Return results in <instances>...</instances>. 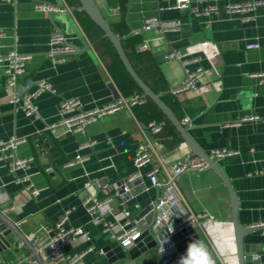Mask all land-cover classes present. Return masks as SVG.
I'll use <instances>...</instances> for the list:
<instances>
[{
	"label": "crops",
	"instance_id": "0c3cea01",
	"mask_svg": "<svg viewBox=\"0 0 264 264\" xmlns=\"http://www.w3.org/2000/svg\"><path fill=\"white\" fill-rule=\"evenodd\" d=\"M96 1L111 28L118 26L126 32L124 36L117 34L123 41L129 37L139 39L126 51L132 65L157 94L173 103L166 104L182 123L190 119L186 126L200 149L208 155L215 151L234 152L214 160L239 197L240 223L245 227L264 223V0H191L187 9H178L176 0ZM38 2L58 10H37ZM246 4L252 6L230 9ZM61 9L68 10L62 13ZM76 10L83 11L72 0H0V57L12 49L31 57L26 73L19 79L20 90L31 91L38 80L44 79L57 91L37 100L40 118H28L10 102L0 63V142L26 139L17 155L34 158L28 174L40 190L39 197H28L8 173V165H0V186L6 185V192L17 207L7 214L15 228L10 226L3 234L0 261L29 264L32 250L27 244L21 245L22 238L33 242V235L54 225L66 209L73 208L68 225L85 228L92 241L70 245L68 253L76 255L88 246L94 249L77 264H155L158 255L153 237L145 245V252L122 257L113 247L114 241L90 222L83 200L88 194L103 197L105 185L121 186L134 172L135 152L141 146H148L153 158L143 173L158 167L162 183L169 179L172 165L192 155V150L170 121L154 118L148 100L102 117L86 133H70L60 124L59 106L64 99H80L86 108L92 109L139 94L123 95L110 61L86 35ZM151 17L179 21L180 30L147 31L144 27ZM57 29L80 49L79 53L49 56V42ZM143 43L148 49L139 52ZM249 43H259L260 47L247 49ZM172 51L202 59L206 72L198 89L178 95L170 92L185 78L181 63L167 59ZM249 117L255 119L241 121ZM151 122L163 123L162 132L152 134ZM53 124L58 125L56 133L47 128ZM90 142L94 146L86 147ZM50 153L52 159L48 157ZM77 154L88 160L67 167ZM145 182L148 184L147 179ZM177 184L185 209L207 211L213 217L195 228L193 238L176 235L177 249L185 251L195 239L206 246L213 264H239L230 194L218 175L211 167L189 171L177 179ZM162 195L163 188L138 193L125 207L132 211L136 221L139 217L146 221L152 212L145 211ZM244 244L256 258L253 264H264V231L248 233ZM106 249L110 256L109 252L101 254Z\"/></svg>",
	"mask_w": 264,
	"mask_h": 264
},
{
	"label": "built area",
	"instance_id": "2783aa9c",
	"mask_svg": "<svg viewBox=\"0 0 264 264\" xmlns=\"http://www.w3.org/2000/svg\"><path fill=\"white\" fill-rule=\"evenodd\" d=\"M4 1L13 2L17 0ZM190 3L191 0H176V7L178 9H187ZM258 4L260 3H255L254 5ZM243 6H252V4L234 5L230 9H240ZM35 8L40 11L58 10L56 7L44 2L36 3ZM67 10L61 9L60 11L65 13ZM180 27L179 21H163L157 17H151L146 21L144 29L167 33L179 31ZM259 47V43L247 44V49H257ZM49 48V56L52 58L80 52V49L73 45L60 29H57L52 35ZM147 49L148 45L145 43L138 47L139 52ZM167 59L178 60L185 72L184 81L171 89L170 92L173 95L198 89L206 72L201 65L202 59L199 56L187 57L178 51H172L167 55ZM30 60V56L19 53L17 49H12L8 54L0 57L10 102L17 111L23 112L26 117L37 119L41 116L37 100L46 94L55 95L57 91L49 81L44 79L38 80L31 91L22 92L20 90L19 79L26 73ZM147 100L148 98L144 94H137L128 98L122 97L116 102H110L100 107L88 109L80 99H64L59 106V113L62 116L60 124L67 128L70 133H86L87 128L91 124L98 122L102 117L119 112L123 107L145 104ZM254 119V117H249L241 121ZM183 123L184 125L189 124L190 119L186 118ZM57 127V124H53L47 128L56 133ZM149 129L152 134L157 135L164 129V124L151 122ZM24 142H26L25 138H15L6 142L1 141L0 165L7 164L8 173L14 176V182L23 187L28 197L37 198L40 195V190L35 186L31 175L28 174V170L34 163V158H20L17 155L19 146ZM94 144V142L87 143L86 147H93ZM232 154L234 152L224 150L215 151L210 156L212 159H217ZM87 160L88 157L77 154L66 166L72 167ZM152 162L153 158L150 148L146 145L139 147L134 157L135 170L126 178L122 185H105L103 197L88 194L83 200V205L90 222L99 227L101 232L110 237L112 241L117 242L123 252L128 253L133 249L140 248L141 245L145 246L146 243L144 241V232L140 230L138 221L134 219L132 211L126 208L125 205L138 196V193H145L154 188H163V195L152 204V212L154 211L155 219L150 234L156 242L158 262L155 264H178L179 258L186 250L180 251L177 249L174 237L180 235L185 239L193 238L195 236V228L203 226L208 219L213 220V217L207 211L194 212L183 207L185 201L178 187L177 179L189 171L209 169L210 165L203 158L188 154L172 165L169 179L162 183L159 179L160 169L158 167H152L149 172L143 173V169L151 165ZM145 179H147L148 184ZM5 186H0V235L6 233L10 226L15 228L8 220L7 214L17 210L16 205L12 202L9 194H7ZM135 207L138 208L139 205L136 204ZM73 210V208L66 209L54 225H48L39 230L36 235H33V242L30 243L27 238H22L21 245L27 244L32 250L29 264H77L83 257L94 250L88 246L76 255L68 253V246L92 241L90 232L85 228L68 225ZM258 225H264V223ZM171 229H173L172 232H170ZM162 248H164L163 253H161ZM0 252H2L1 248ZM100 252L103 255L108 253L106 250H101ZM130 264L137 263L131 262Z\"/></svg>",
	"mask_w": 264,
	"mask_h": 264
},
{
	"label": "water",
	"instance_id": "95a60500",
	"mask_svg": "<svg viewBox=\"0 0 264 264\" xmlns=\"http://www.w3.org/2000/svg\"><path fill=\"white\" fill-rule=\"evenodd\" d=\"M79 1L81 3L82 10L103 31V33L105 34V37L110 40L117 54L119 55L124 67L126 68L127 72L134 79V81L137 83L140 89L143 91L144 95L157 105V107L163 112V114L167 117V119L171 122V124L177 129L181 137L191 148L192 155L203 158L210 165L211 169L218 175V177L221 179V181L226 186L230 194V199L232 203L233 222H234V228H235L239 264H253L256 258L253 253H249L246 250V246L244 244V237L250 232L264 231V225H253L250 227H245L240 223L239 221V210H240L239 197L237 193L235 192L230 180L224 174L220 165L214 159H212L210 155H208L207 153H205L204 151L200 149V147L194 141L192 136L189 134L188 126L182 123V121L175 115L173 110L166 104V102L162 99V97L159 94H157L136 71V69L132 65L124 49L123 39L120 36H118L114 32V30L111 28L106 18L104 17L97 1L96 0H79ZM48 157L52 159L53 155L50 153ZM145 212H152V206L148 207ZM154 219H155L154 211L150 213L146 221H140V217L138 218V226L140 230L144 232V241L146 244H148L151 239L150 233H151V227L154 223ZM0 224H1V221H0ZM2 240H4L3 234L0 235L1 248L3 247ZM149 246H152V245H149ZM113 247H115L116 251L121 252L122 257H126L127 255H131L135 257L137 254L141 252H145L147 248L146 246L141 245L140 248H136V249L129 251L128 253H125L122 251V248L119 247L117 242L113 243ZM106 251H108V249H106ZM110 255L111 253L109 252L107 256H110ZM112 260L113 259H111V261Z\"/></svg>",
	"mask_w": 264,
	"mask_h": 264
},
{
	"label": "trees",
	"instance_id": "16d2710c",
	"mask_svg": "<svg viewBox=\"0 0 264 264\" xmlns=\"http://www.w3.org/2000/svg\"><path fill=\"white\" fill-rule=\"evenodd\" d=\"M72 2L73 4H76L77 6H81L79 0H72ZM76 16L80 18L86 35L92 41V43L95 44L96 49L99 51V53L105 59L110 61L111 72L116 82L118 83V86L120 90L122 91L123 95L127 97L135 93L143 94L140 87L137 85L134 79L128 74L114 46L112 45L110 40L105 37V34L103 33V31L83 11L79 12L76 10ZM112 29L114 30L116 34H119L120 36L126 35V32L120 30L118 26H114L112 27ZM138 42H139V39H137L136 37H129L126 40H124L123 46H124L125 51H128V47L130 45L134 46ZM128 57L130 61H132L129 54H128ZM162 98L170 106H173L172 105L173 103L167 97H162ZM148 105L153 109V115L156 120L158 121L166 120L167 122H169V120L166 118L163 112L149 98H148ZM56 164L58 165V163Z\"/></svg>",
	"mask_w": 264,
	"mask_h": 264
},
{
	"label": "clouds",
	"instance_id": "9594fccd",
	"mask_svg": "<svg viewBox=\"0 0 264 264\" xmlns=\"http://www.w3.org/2000/svg\"><path fill=\"white\" fill-rule=\"evenodd\" d=\"M173 229L170 230L172 232ZM164 248L161 249V253ZM178 264H213L206 246L202 241L193 239L187 245L186 252L179 258Z\"/></svg>",
	"mask_w": 264,
	"mask_h": 264
}]
</instances>
